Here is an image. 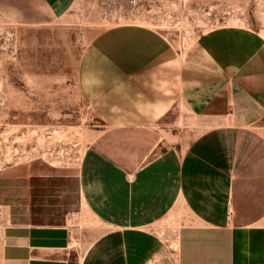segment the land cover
Masks as SVG:
<instances>
[{
  "label": "crops",
  "instance_id": "crops-1",
  "mask_svg": "<svg viewBox=\"0 0 264 264\" xmlns=\"http://www.w3.org/2000/svg\"><path fill=\"white\" fill-rule=\"evenodd\" d=\"M82 1L131 0H8V11L45 26ZM93 47L121 79L102 93L109 126L74 167L0 171V264H264L260 33L218 27L182 51L156 30L123 25L97 33ZM164 117L170 141L183 143L177 159L170 148V173L149 157ZM140 134L155 139L135 144ZM167 220L170 240L153 231Z\"/></svg>",
  "mask_w": 264,
  "mask_h": 264
},
{
  "label": "rangeland",
  "instance_id": "rangeland-1",
  "mask_svg": "<svg viewBox=\"0 0 264 264\" xmlns=\"http://www.w3.org/2000/svg\"><path fill=\"white\" fill-rule=\"evenodd\" d=\"M88 3H76L64 17L45 26H32L10 20L8 0H0V171L32 161L74 167L109 126L106 116L111 105L101 100L102 93L121 79L93 47L102 30L147 27L182 51L199 35L218 27L252 29L264 40V0ZM133 8L137 13L131 12ZM157 129L158 145L149 157L164 160L170 173V148L176 149L177 159L182 139L173 135L170 141V117L158 120ZM147 136L134 135L135 144L141 137L154 141L155 135ZM0 183H6L5 177ZM5 222L0 207V229ZM153 231L170 240V220Z\"/></svg>",
  "mask_w": 264,
  "mask_h": 264
},
{
  "label": "built area",
  "instance_id": "built-area-1",
  "mask_svg": "<svg viewBox=\"0 0 264 264\" xmlns=\"http://www.w3.org/2000/svg\"><path fill=\"white\" fill-rule=\"evenodd\" d=\"M103 3V5H107L108 4V2H102ZM129 5H132V6H138V4H137V0H131V1H129ZM132 13H137V9H132V11H131Z\"/></svg>",
  "mask_w": 264,
  "mask_h": 264
},
{
  "label": "bare ground",
  "instance_id": "bare-ground-1",
  "mask_svg": "<svg viewBox=\"0 0 264 264\" xmlns=\"http://www.w3.org/2000/svg\"><path fill=\"white\" fill-rule=\"evenodd\" d=\"M233 24H234V22H233Z\"/></svg>",
  "mask_w": 264,
  "mask_h": 264
}]
</instances>
